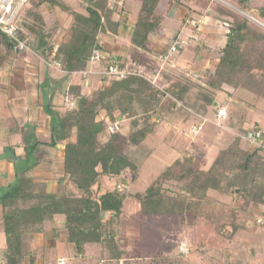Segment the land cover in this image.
Segmentation results:
<instances>
[{"label":"trees","instance_id":"trees-1","mask_svg":"<svg viewBox=\"0 0 264 264\" xmlns=\"http://www.w3.org/2000/svg\"><path fill=\"white\" fill-rule=\"evenodd\" d=\"M138 1L132 21H128L125 0H83L84 12L71 8L64 0H26L23 4L18 15V38L33 47L45 61L59 62L66 77L82 74L85 78L74 79L66 88L64 96L70 99V106L64 103L59 111L52 104L44 105L50 117L48 140H39L33 135L29 145L28 140L23 139L24 152L19 158L24 162L30 161L39 144L54 148L63 143L62 173L57 178L56 190L36 191L33 177L27 174L37 164L38 160H35L33 165H25L6 187L0 196V224L5 236L0 264L36 262L38 257L30 241L36 233L48 232L44 223L56 217H62L63 222L56 228L55 235L64 236L75 255L84 253L89 243L114 245L112 225L123 215V203L131 196L122 182L129 171L137 169L138 158L128 156L125 148L129 144L139 146L152 132L159 119L149 118L158 112L163 99L169 97L172 105L184 101L190 86L199 83L193 78L187 81L190 84L182 80L170 82L166 78L165 84L157 82L153 85L152 75L148 76L144 71L143 75L131 73L122 78L108 76L102 71L98 86L87 90L89 79L84 72L99 67L105 71L113 64L137 71L138 55L153 50L150 35L161 29L162 0ZM205 1L211 4L228 30L224 44L218 49L215 66L208 76L205 75L207 78H202L206 86L200 88V96L205 102H196L197 108H194L198 111L214 103L215 96L211 93L225 85L264 93V28L217 2V6H213L214 0ZM171 2L182 4V0H168L166 7ZM229 3L264 22V4H257L255 0L252 3L229 0ZM43 4L58 7L71 17L68 30L58 41L51 38L53 34L58 35L61 28L59 24L54 30L46 26L45 16L39 9ZM248 8L251 13L247 12ZM120 34L128 36V54L118 60L117 54L106 47L101 38H116ZM177 37V33L172 34L166 49ZM14 45L15 41L0 31V61L6 60V56L17 55L19 50L14 49ZM95 52L99 57L93 61ZM135 54L138 57H133ZM161 60L157 59V63ZM100 112L104 117L97 119ZM124 118L130 119L127 134L120 131V121ZM224 118L229 125L235 126L227 110ZM114 123L118 128L110 131L108 125ZM258 127L261 126L254 124L251 128ZM238 142L234 138L206 169L197 167L195 155H180L161 170L141 194L134 195L140 212L181 218L187 213L195 216L197 205L210 199L209 190L220 195L232 194L238 209L245 210L249 205L264 207V156L261 155L264 151L244 149ZM104 177L113 179L116 185L101 190ZM67 182L72 183L75 193L68 188ZM172 183L175 189L169 186Z\"/></svg>","mask_w":264,"mask_h":264},{"label":"rangeland","instance_id":"rangeland-1","mask_svg":"<svg viewBox=\"0 0 264 264\" xmlns=\"http://www.w3.org/2000/svg\"><path fill=\"white\" fill-rule=\"evenodd\" d=\"M125 1L126 8L124 9L129 17L128 21H132L135 19L139 1ZM249 1L252 3L253 0H247L245 3ZM64 2L71 8L84 12L83 0H64ZM166 2L168 0H162L161 4V10L166 9L165 19L173 18L172 20L176 22H164V24L161 23V26L164 27V31H167L165 33L169 34L170 31L174 30L178 35L181 34L179 38L183 39L186 45L168 59H165L161 53H158V57V54L153 50L144 51L138 55L139 57L135 54L133 57H138V66L141 67L142 71L148 76L152 75L151 82L153 85L157 82L165 84L166 78L170 82L182 80L187 84H190L187 81L193 78L199 83L190 86L184 101H178L172 105L169 97L163 99L158 112L149 118V120L156 117L159 119L152 132L139 146L129 144L125 148L128 156L138 158V160L136 171H129L128 176L122 182L127 186L126 190L131 193V196L123 203V215L117 218L112 225L115 234V236L113 235L115 246L113 243L108 246L101 243L86 244L87 250L82 260L79 255L73 254L71 246L58 245L56 255L63 256L67 264H264V224L256 223V217L264 213V207L249 205L245 210L238 209L234 204L232 194L223 193L220 195L217 191L209 190L210 199L197 205V214L192 216L191 213H187L184 218H181L176 215H144L140 212L138 202L134 198V195L141 194L154 177L180 155H195L198 159L197 167L206 169L216 154L231 145L234 138H237L242 148L251 149L240 137L244 132L243 130L253 127L254 124H258L264 129V93H256L241 86L225 85L223 89L214 92L210 89L211 94L214 93L213 97L215 96L214 103L206 109L195 110L197 108L196 102L200 104L205 102V99L200 96V88L206 86L202 82V78H207L205 75L212 71L215 66V58L219 47L224 44L225 36L220 33L214 34L212 37L202 36L197 29L200 24L195 19V24L184 23V21L187 22L186 20L181 21L180 18L185 13L183 6L186 5L182 3L183 6H181L180 4L177 5L176 2H171L170 5L172 3L174 5L166 7ZM216 2L264 28L263 21L231 5L229 0H214L213 6H217ZM255 2L264 4V0H255ZM24 3V0H21L16 5L14 12L16 16L21 13ZM39 9L46 16V26L50 30L56 29L55 25L59 24L60 33L58 35L53 34L51 39L60 40L70 25L69 13L47 4L41 5ZM246 10L251 13L249 8ZM190 12L186 13L185 16L191 21ZM166 14H170V16ZM206 14L208 13L201 12V15L204 16L203 19L207 16ZM193 16L199 21L202 20L198 14ZM193 26H196V29ZM189 29L190 32H188ZM158 33L159 31L150 35L152 45L158 44L160 40L163 41V39L158 38ZM101 40L105 41L106 47L117 54L118 60L128 54V36L123 34L116 38L102 36ZM192 45L194 48L190 49ZM21 53L37 60V56L31 54L27 49H23ZM157 59H162L159 65ZM207 59L209 61L206 66L204 63ZM93 66L97 68L96 64ZM102 71L104 68L99 67L87 74L86 78L89 79L87 90L98 86ZM80 76L85 78L82 74H77L72 79L77 81ZM64 103L66 106L71 105L69 98ZM222 106L227 110L228 116L232 117L235 126L229 125L227 119H219L216 116L217 109ZM103 115V112H100L96 118L101 119L104 117ZM129 122L130 119H121L120 131L122 133H128ZM193 124L201 126V130L197 135L190 136L187 131ZM0 136L6 137V133ZM19 137L20 135H17V138ZM27 140L30 145L33 141V135L28 133ZM45 153L46 151L42 148L38 149L30 162L35 160V156ZM261 155L264 156V152ZM22 166L23 162L20 160L15 166L16 172L22 169ZM43 168L44 166L38 167V169ZM33 172L36 174V170ZM56 174L46 170L37 171L38 181L34 180V190H55L54 186L52 187L55 183L52 184L46 177L58 178L59 175ZM101 183V190L113 188L116 185L115 181L108 177H104ZM66 185L75 193L72 183L67 182ZM169 186L175 189L174 183ZM2 193L1 190L0 196ZM103 232L106 233L105 228ZM2 235L0 233V242L3 241ZM40 249L38 248L39 252L44 251L46 254L54 255L55 253L51 246H47L41 251ZM42 254L40 253L38 257L40 258ZM56 255L53 257L54 259ZM97 258H100V261H96ZM44 264L53 263H47L46 260Z\"/></svg>","mask_w":264,"mask_h":264},{"label":"crops","instance_id":"crops-1","mask_svg":"<svg viewBox=\"0 0 264 264\" xmlns=\"http://www.w3.org/2000/svg\"><path fill=\"white\" fill-rule=\"evenodd\" d=\"M182 3L186 6L180 4L181 6L184 7L183 10H185V13H183L184 14L183 17L180 18L181 21H183L182 19H185L187 22L184 21V23H190V20L187 19L185 15L186 13L191 11L190 18L192 20L195 19L196 22L200 24V27H198L197 29L201 32L202 36L212 37L214 34L220 33V34H224L226 39V32L228 29L225 25H223L222 21L217 18L216 12L215 10L212 9L211 4H209L205 0H196V1L182 0ZM161 4L162 1L160 3V7ZM173 5L174 4L172 3L170 7H172ZM162 11H164V15L162 19L163 24L164 22H168V21L172 23L173 21L176 22L175 20H172L173 18L165 19L166 9H163ZM201 12L208 13L206 14L207 16H205V19H203L204 16L201 15ZM194 14H198L202 20L199 21L197 18H195L193 16ZM166 15L170 16V14H166ZM45 20L47 22L46 16H45ZM190 29L188 30V32H190ZM158 31H159L158 38L163 39V41L160 40L158 44H154L153 51H155V53L157 54L161 53L164 55L168 49V48L166 49V45L168 43V40H170V36H172V34L177 32L172 30L169 32V34L165 33L167 31L166 30L164 31V27L162 26L161 29H159ZM160 33L161 35H159ZM191 33L194 34V32ZM184 34L185 35L187 34L186 31ZM180 35L181 34H179L178 37ZM29 48L30 50L29 49L27 50L31 52V54L36 55L37 60L36 59L33 60L27 54L21 53L23 51L21 50L17 53V55L13 57L6 56L5 58L6 60L0 61V135L6 133V137L0 136V155L3 153L5 148H9L14 153V157L12 158L0 157V193L1 190L3 192L6 190V187H8L10 183L14 181V179L17 177L18 172L21 170L19 169V171L16 172L17 170L15 166H17V164L21 160L19 157L24 152L22 147V145H24L23 139L28 138V133L38 136L39 140L49 139L48 136L50 129V117L45 112L44 105L52 104L54 108H57L60 111L63 108L62 105H64V101L66 97L64 96V92L66 91V87L72 81H74V79H72L73 76L66 77V75L62 71L46 65L41 55H39L34 48L33 49L32 47ZM193 48L194 45L190 47V49ZM179 58L182 59L181 57ZM208 61L209 59H207L206 62L204 63L206 64V66L208 65L207 64ZM159 64L160 63H158V65ZM17 135H20V137L17 138ZM9 145H11V147H9ZM41 148L44 151H46V153L44 155L41 154V155H37V157L36 156L34 157L35 160H38V162L27 173L28 175L32 176L36 182L38 181V176L36 175L37 171L46 170L47 172L52 173L54 175L55 173H57L56 174L57 176L61 175L62 173L63 143L56 144L54 148L49 147L46 144H39L38 149ZM35 160L32 163L30 161L24 162V160H21L23 162L22 167H24L25 165H33L35 163ZM43 166H44L43 169H38V167H43ZM35 170H36V174L33 172ZM46 178H48V180H50L52 184L55 183V185H52V187L54 186L56 190L58 187L57 177H55L56 179L51 177L50 178L46 177ZM49 191H54V190H49ZM1 215H2V205L0 204V217ZM62 222H63L62 217L53 218V221L51 220L46 221L44 223V228L47 229L48 232L46 233L38 232L34 235L33 240L30 241L31 247L32 248L36 247L35 248L36 250L34 249V254L37 257L39 256L40 253L41 254L43 253L40 258L38 257L39 259H37L35 264H44L46 263V260L47 263L51 262L54 264L55 262H57L55 264H59L58 263L59 259H63L64 261L63 264H67V261L63 256L56 255V250L58 245L59 246L62 245L65 247L69 246L64 236L55 235L56 228H60L62 226ZM0 233L3 234L2 235L3 241L0 242V261H1L3 248L5 247V236L1 224H0ZM47 246L53 247L55 252L54 255L51 253L50 254L47 253L48 254L47 255L46 252L41 251L43 248ZM38 248H41L40 249L41 252L38 251ZM86 250L87 248L85 247L84 253L79 254V257L82 258V260L84 259L83 257L86 253ZM55 255L56 257L54 259L53 257ZM96 261H100V258H97Z\"/></svg>","mask_w":264,"mask_h":264},{"label":"built area","instance_id":"built-area-1","mask_svg":"<svg viewBox=\"0 0 264 264\" xmlns=\"http://www.w3.org/2000/svg\"><path fill=\"white\" fill-rule=\"evenodd\" d=\"M26 0H24L25 2ZM21 0H0V31L3 32L9 39H12L15 41L14 49L16 50H23V49H29V46L27 43L17 36V25L19 22L18 16L15 15V6L19 4ZM191 24H195V21H190ZM186 45V42L183 39H180L177 37L174 39L171 43V45L168 47L166 53L164 54V58L168 59L174 54H176L179 50L184 48ZM98 53L95 52L92 60H97ZM46 65L52 68H56L60 71H63L61 68V65L59 62H48L45 61ZM93 71H87L84 72V75L86 73H92ZM108 76H118V77H125L128 74L131 73H137L138 75H143V71L141 67L136 71L131 69L129 66H125L123 68L119 67L118 64L110 65L105 71H103ZM65 100H68L67 98ZM216 116L220 119H223L226 116V109L224 107H219L216 112ZM118 125L117 123L108 125V129L110 131L117 130ZM201 130V126L199 125H191V127L188 129L187 134L190 136H195L199 133ZM241 139L251 148H257L264 151V129L262 127L258 128H251L240 135ZM256 223L264 224V213L261 214V216L256 217ZM183 249V248H182ZM59 264H63V259H59ZM34 264V263H29Z\"/></svg>","mask_w":264,"mask_h":264},{"label":"water","instance_id":"water-1","mask_svg":"<svg viewBox=\"0 0 264 264\" xmlns=\"http://www.w3.org/2000/svg\"><path fill=\"white\" fill-rule=\"evenodd\" d=\"M0 157L1 158H12L14 157V153L9 148H5L3 153L0 155Z\"/></svg>","mask_w":264,"mask_h":264}]
</instances>
